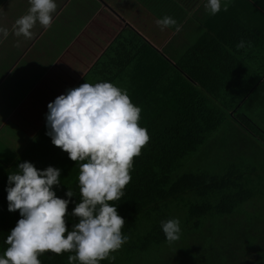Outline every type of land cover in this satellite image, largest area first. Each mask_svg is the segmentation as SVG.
<instances>
[{
	"label": "trees",
	"instance_id": "obj_1",
	"mask_svg": "<svg viewBox=\"0 0 264 264\" xmlns=\"http://www.w3.org/2000/svg\"><path fill=\"white\" fill-rule=\"evenodd\" d=\"M179 2L142 0L156 19L167 15L181 25L189 7ZM230 22L207 27L180 51H159L136 33L118 36L122 59L110 82L140 107L138 124L149 140L133 157L122 197L109 202L124 218L128 240L99 264H264V32L244 26L247 33L238 34ZM241 40L245 47L237 48ZM45 132L18 159L61 169L53 188L61 198L67 187L73 191L70 213L79 202V164ZM8 173L0 180V254L20 218L19 210H7ZM173 217L181 233L169 243L160 222ZM65 220L69 230L78 222ZM69 255L45 251L38 259L69 264Z\"/></svg>",
	"mask_w": 264,
	"mask_h": 264
},
{
	"label": "clouds",
	"instance_id": "obj_2",
	"mask_svg": "<svg viewBox=\"0 0 264 264\" xmlns=\"http://www.w3.org/2000/svg\"><path fill=\"white\" fill-rule=\"evenodd\" d=\"M27 12L12 25V33L30 39L36 23L51 25L56 0H28ZM231 0H205V10L215 15L227 11ZM164 28L180 30L171 16L156 19ZM9 36V29L0 25V42ZM250 46V44H249ZM244 48L243 40L236 44ZM141 109L134 105L122 89L109 81L94 84L83 82L66 89L47 103L45 134L51 143L79 164V202L67 212L74 195L67 187L58 197L53 186H59L61 169L51 165L36 168L25 160L17 163L16 171L8 173L5 192L7 210H19V219L4 239L7 245L0 254V264H41L38 255L45 251L55 254L74 252L69 264H99L127 242L121 229L125 220L117 212L122 189L130 181L133 157L140 154L149 140L147 130L139 126ZM75 163V164H76ZM66 216L77 218L71 230ZM165 239L171 243L181 233L179 218L160 222Z\"/></svg>",
	"mask_w": 264,
	"mask_h": 264
},
{
	"label": "crops",
	"instance_id": "obj_3",
	"mask_svg": "<svg viewBox=\"0 0 264 264\" xmlns=\"http://www.w3.org/2000/svg\"><path fill=\"white\" fill-rule=\"evenodd\" d=\"M178 1L189 8L180 30L169 33L142 0H56L51 25L36 23L27 39L14 35L12 25L27 12L28 0H0V25L9 29L0 42V180L46 129L48 102L82 80L111 81L122 59L118 36L136 33L159 51H180L229 19L238 34L264 32V0H231L215 15L205 0Z\"/></svg>",
	"mask_w": 264,
	"mask_h": 264
},
{
	"label": "rangeland",
	"instance_id": "obj_4",
	"mask_svg": "<svg viewBox=\"0 0 264 264\" xmlns=\"http://www.w3.org/2000/svg\"><path fill=\"white\" fill-rule=\"evenodd\" d=\"M179 38H182V37H178V39H179ZM178 39H177V40L175 41V43H174L176 48H177V46H178V44H179V43H178ZM182 40H183V39H182ZM183 41H186V39L183 40ZM186 42H187V41H186ZM224 128L227 129L226 127H224Z\"/></svg>",
	"mask_w": 264,
	"mask_h": 264
}]
</instances>
